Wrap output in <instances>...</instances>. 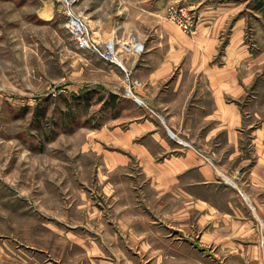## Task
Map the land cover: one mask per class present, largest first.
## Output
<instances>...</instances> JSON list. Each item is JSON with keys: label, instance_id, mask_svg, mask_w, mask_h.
<instances>
[{"label": "rangeland", "instance_id": "obj_1", "mask_svg": "<svg viewBox=\"0 0 264 264\" xmlns=\"http://www.w3.org/2000/svg\"><path fill=\"white\" fill-rule=\"evenodd\" d=\"M171 8L193 19L190 33L169 19ZM69 12L86 20L100 48L130 41L143 44L142 54L183 36L204 54L207 72H238L241 93L224 99L242 118L241 154L229 159L226 125L205 152L188 146L217 168L222 185L160 189L127 168L107 174L99 133L124 107L140 106L126 96L117 66L76 47ZM210 37L209 47L202 39ZM119 50L131 74L125 62L134 54ZM111 71L122 72L120 81ZM112 83L123 92L112 93ZM85 90L95 92L91 105L72 101L68 109ZM109 94L120 100L114 111L96 102ZM37 106H46L45 119ZM253 131L264 139V0H75L70 11L55 0H0V264H236L230 244L249 239L229 229L254 218L263 230L246 201V170L257 160ZM254 194L264 199L261 188Z\"/></svg>", "mask_w": 264, "mask_h": 264}, {"label": "crops", "instance_id": "obj_2", "mask_svg": "<svg viewBox=\"0 0 264 264\" xmlns=\"http://www.w3.org/2000/svg\"><path fill=\"white\" fill-rule=\"evenodd\" d=\"M187 39L183 36L168 38L165 47L154 48L148 45L142 54H134L131 61L126 60L125 65L132 70L135 96L146 107H138L136 110L124 107L120 115L116 119L113 117L111 123L104 125L100 131L102 163L107 174L123 172L121 169L127 168L135 178L140 176L160 189L181 187L189 190L215 182L222 185V181L217 180V168L215 170L205 163L188 147L196 145L197 149L205 152L208 142H215L216 137H220L222 125L228 126L225 127L229 131L226 143L232 147L229 159L241 154L239 149H242V136L237 126L242 118L237 107L224 99V94L228 92L234 95L241 93L238 72H207L204 54L199 56L196 46L188 48L185 45ZM202 40L209 47L214 44L211 37ZM189 55L192 58L188 62L194 66L192 68L185 63V57ZM198 64H202V68ZM112 73L117 76L116 72ZM122 76H117L119 81ZM109 82L105 81L104 86L109 87ZM118 86L112 83L113 90L110 91L114 93L118 89V94L122 93L123 88L119 90ZM224 109L233 111L232 115H223ZM158 115L162 119L159 120ZM165 130L174 134L172 136L168 132L172 138L168 137ZM251 141L257 160L246 170V180L251 190L247 196L256 211L252 217L262 221L263 230L255 227L254 218L246 219L247 223L239 222L241 227L237 225L229 229L232 237L249 239L246 245L230 244L227 251L235 254L236 264H264V199L260 202L254 194L259 188L264 193V139L253 131ZM239 176V171L235 170L230 178L237 180ZM233 183L229 185L239 189L241 183ZM187 194L189 197L194 195L191 192ZM196 198L204 201L200 197ZM230 221L232 224L235 222L234 218ZM213 238L218 236L213 235ZM99 264L114 262L101 261Z\"/></svg>", "mask_w": 264, "mask_h": 264}, {"label": "built area", "instance_id": "obj_3", "mask_svg": "<svg viewBox=\"0 0 264 264\" xmlns=\"http://www.w3.org/2000/svg\"><path fill=\"white\" fill-rule=\"evenodd\" d=\"M58 3H62L65 9L70 11L73 7L75 0H55ZM70 21L66 24V28L75 37L76 47L81 50H90L97 54L102 60L108 64L117 66L124 74L126 96L133 99V101L140 107H146V104L135 96L134 87L135 83L131 81V74L128 72L120 58V50L127 54H140L143 47L139 43L124 42L116 43L113 39L104 43V48H100L98 44L91 38L89 24L85 19L80 16H73L69 12ZM169 19L176 24L183 32L190 33L194 27L193 19L177 8H171L168 12ZM133 40V38H131ZM118 46V47H117ZM158 118H160L158 116ZM170 134V131H168Z\"/></svg>", "mask_w": 264, "mask_h": 264}, {"label": "trees", "instance_id": "obj_4", "mask_svg": "<svg viewBox=\"0 0 264 264\" xmlns=\"http://www.w3.org/2000/svg\"><path fill=\"white\" fill-rule=\"evenodd\" d=\"M94 93L95 92L92 90H89V92H88V90H85L79 96L73 95L71 98V102L66 103L67 108L68 109L72 108L70 103H72V101H73V102H75L76 107L82 106L83 108L85 107L87 109V107H89L91 105V102L94 98L93 96L95 95ZM64 101H66V100H64ZM118 101H120V100L114 94H109L106 98L103 96H99L96 100L97 103H102L101 105L103 106V108L105 107L107 109H111V111H114L116 109L115 103H117ZM34 113L37 117H39V119H41V120L45 119L46 113H47L46 106H43L40 109H38V106H37L35 108Z\"/></svg>", "mask_w": 264, "mask_h": 264}, {"label": "bare ground", "instance_id": "obj_5", "mask_svg": "<svg viewBox=\"0 0 264 264\" xmlns=\"http://www.w3.org/2000/svg\"><path fill=\"white\" fill-rule=\"evenodd\" d=\"M230 181H231V180H230ZM241 193H242V195L246 198V195H244L243 192H241ZM246 201L250 203V201H248V199H246ZM251 207H253V206L251 205Z\"/></svg>", "mask_w": 264, "mask_h": 264}]
</instances>
